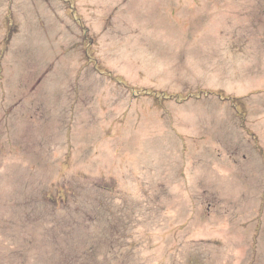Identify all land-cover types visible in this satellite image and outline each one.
<instances>
[{
	"label": "rangeland",
	"instance_id": "rangeland-1",
	"mask_svg": "<svg viewBox=\"0 0 264 264\" xmlns=\"http://www.w3.org/2000/svg\"><path fill=\"white\" fill-rule=\"evenodd\" d=\"M0 264H264V0H0Z\"/></svg>",
	"mask_w": 264,
	"mask_h": 264
}]
</instances>
